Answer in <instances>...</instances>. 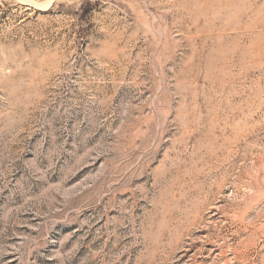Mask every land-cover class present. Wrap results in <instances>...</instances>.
<instances>
[{"label":"rangeland","instance_id":"obj_1","mask_svg":"<svg viewBox=\"0 0 264 264\" xmlns=\"http://www.w3.org/2000/svg\"><path fill=\"white\" fill-rule=\"evenodd\" d=\"M0 264H264V0H0Z\"/></svg>","mask_w":264,"mask_h":264}]
</instances>
